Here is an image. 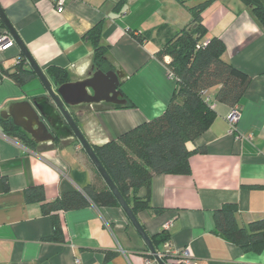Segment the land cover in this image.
Returning <instances> with one entry per match:
<instances>
[{
    "label": "crops",
    "instance_id": "1",
    "mask_svg": "<svg viewBox=\"0 0 264 264\" xmlns=\"http://www.w3.org/2000/svg\"><path fill=\"white\" fill-rule=\"evenodd\" d=\"M118 1L68 0L60 13L51 0H0L43 71L49 65L60 66L70 73L71 82L96 72L93 49L84 36L103 21V41L109 45L113 70L119 73L122 96L118 102L106 99L69 106L94 145L117 140L166 111L176 82L167 74L171 57L158 53L166 40L190 24L189 7L209 0H184V4L127 0L117 13ZM202 20L205 37L224 42L223 59L251 77L239 106L240 118L232 130L228 120L232 107L216 100L218 87L209 89L205 96L216 117L189 143L205 151L190 157L189 174L156 175L153 208L140 211L137 218L152 242L171 221L166 232L172 246L190 249L200 264H264V250L243 252L217 232L215 218L226 203L238 206L242 226L264 217V30L242 0H210ZM6 30L0 24V33ZM21 51L17 43L0 48V116L8 114L16 125L26 120L27 113L17 104L47 93L39 78L20 86L8 75ZM128 101L132 107L125 106ZM37 144L40 150H33L0 134V264H159L121 206L90 204L62 210L57 214L62 235L52 240L51 214L43 211L44 202L28 203L25 190L42 185L45 202H50L64 192L90 184L103 189L106 183L76 137ZM164 243L153 242L158 253Z\"/></svg>",
    "mask_w": 264,
    "mask_h": 264
},
{
    "label": "trees",
    "instance_id": "2",
    "mask_svg": "<svg viewBox=\"0 0 264 264\" xmlns=\"http://www.w3.org/2000/svg\"><path fill=\"white\" fill-rule=\"evenodd\" d=\"M126 1L119 0L116 3L117 13L122 11ZM179 1L184 4V0ZM209 1L189 7L192 15L190 24L166 40L158 53L160 57H171L166 67L176 75L175 92L166 111L122 134L117 140L103 145L91 144L136 216L140 211L153 208L151 193L156 175L189 174L190 157L205 151L204 148H192L189 143L202 135L216 117V112L205 96L209 89L218 87L216 100L235 108L240 106L251 82L247 73L223 59L226 46L220 38L205 37L207 28L203 24L202 11ZM242 1L250 6L253 18L264 30V3L261 0ZM0 24L5 25L3 21ZM6 32L10 33L8 30ZM103 35L104 23L101 21L84 37L93 49V65L109 71L114 66L108 59L110 48L104 43ZM45 74L57 87L71 80L70 73L57 65H49ZM8 75L20 86L38 78L23 52L17 60L15 70L8 72ZM125 106L132 107L133 104L128 101ZM75 120L78 124L76 117ZM0 127L6 135L19 139L33 150H40L32 136L10 119L0 116ZM94 167L102 177L95 165ZM6 179L4 178L5 181ZM25 198L28 203L44 202L43 211L51 214L54 222L52 240H60L59 236L62 235V227L57 221V214L62 210L80 209L90 204L98 207L121 206L107 184L103 189L90 184L81 190L64 192L50 202H45L44 186L36 185L25 190ZM237 213L238 206L233 203H226L216 210L217 232L243 252L260 253L264 250V217L242 226L238 223ZM167 234L164 230L155 235L154 244L169 240ZM162 260L167 264V258L163 257Z\"/></svg>",
    "mask_w": 264,
    "mask_h": 264
},
{
    "label": "water",
    "instance_id": "3",
    "mask_svg": "<svg viewBox=\"0 0 264 264\" xmlns=\"http://www.w3.org/2000/svg\"><path fill=\"white\" fill-rule=\"evenodd\" d=\"M0 18L15 40V43L18 44L22 52L25 54L29 65L34 69L38 78L44 84L47 92L44 96L35 97L31 102H20L17 104L16 107H25L27 109V113L25 114L26 120L21 122V125H17L21 126L26 132H28L37 143L38 141L42 142L48 140L54 142L56 139L67 138L69 136L76 137L102 175L108 187L116 196L121 207L145 241L151 253L156 257L159 264H165V262L158 256V252L156 251L151 238L144 230L137 216L122 196L121 192L96 155L90 142L80 129L72 110L69 109V106L73 108L80 104H94L106 99L118 102V97L122 96V93L119 90V84L121 81L119 73L114 70L104 71L97 68L93 76L86 80L77 82L70 81L54 88L1 6ZM2 117L7 119L9 115L5 114ZM50 128L55 130L57 133L56 136L51 132L49 133Z\"/></svg>",
    "mask_w": 264,
    "mask_h": 264
},
{
    "label": "built area",
    "instance_id": "4",
    "mask_svg": "<svg viewBox=\"0 0 264 264\" xmlns=\"http://www.w3.org/2000/svg\"><path fill=\"white\" fill-rule=\"evenodd\" d=\"M68 0H51L53 6L58 12H63L65 10L66 4ZM15 44V40L8 32L0 33V48L7 49ZM206 44V42L204 43ZM167 74L169 78L175 80L176 75L174 72L167 67ZM240 118V109L239 106L232 108L231 113L228 116L229 123L231 125V129L233 130L239 121ZM0 134L3 132L0 127ZM172 226V222L169 221L164 225V230L168 231ZM164 250L158 253V256L163 259V257L167 258V264H200V262L194 258L190 249L188 248H177L172 246L169 240L164 243Z\"/></svg>",
    "mask_w": 264,
    "mask_h": 264
},
{
    "label": "flooded vegetation",
    "instance_id": "5",
    "mask_svg": "<svg viewBox=\"0 0 264 264\" xmlns=\"http://www.w3.org/2000/svg\"><path fill=\"white\" fill-rule=\"evenodd\" d=\"M57 88V87H56ZM50 130H51V133L54 135V136H56V132H55V130H53L52 128H50ZM56 141H57V139H56Z\"/></svg>",
    "mask_w": 264,
    "mask_h": 264
},
{
    "label": "rangeland",
    "instance_id": "6",
    "mask_svg": "<svg viewBox=\"0 0 264 264\" xmlns=\"http://www.w3.org/2000/svg\"><path fill=\"white\" fill-rule=\"evenodd\" d=\"M186 1H189V0H186ZM193 5V4H192ZM192 21V16H191V18H190V20H189V22L188 23H190Z\"/></svg>",
    "mask_w": 264,
    "mask_h": 264
}]
</instances>
